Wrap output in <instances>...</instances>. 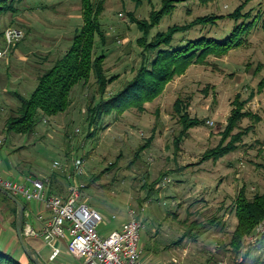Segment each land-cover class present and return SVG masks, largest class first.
I'll use <instances>...</instances> for the list:
<instances>
[{
	"label": "rangeland",
	"instance_id": "374dc122",
	"mask_svg": "<svg viewBox=\"0 0 264 264\" xmlns=\"http://www.w3.org/2000/svg\"><path fill=\"white\" fill-rule=\"evenodd\" d=\"M244 2V13L250 11L255 16L261 12L264 16V0H216L208 4L187 0L177 4L151 29L148 41L173 25H189L210 16L217 17L214 24H196L186 33H177L173 45L200 36L222 41L236 24L243 22V18L236 22L231 14ZM104 8L101 23L107 30L106 41H98L94 54L106 55L104 68L108 77H115L105 94L111 97L134 77L143 61L142 47L137 43L142 34L135 20L148 19L152 9L160 8V0H104ZM17 10L15 14L0 16V45L6 28L23 33L8 58L0 60L1 64L6 59L8 62L4 64L7 72L0 75L1 177L19 182L28 177L40 178L50 174L54 160L83 157V183L87 185L96 178L85 188L84 200L106 219L99 231L106 234L118 229L131 217L129 210H133V216L141 217L145 224L141 243L148 244L150 250L144 256L153 255L146 264H163L172 256L183 254L189 264H237L240 253L234 255L228 246L235 217L225 215L223 226L209 222L219 208L221 213L228 211L243 186L249 196L264 190V173L257 167L264 157L257 145L260 142L264 148V96L256 91L264 77L263 71H256L260 64L264 65L261 22L244 35L242 46L220 58L208 57V64H191L159 96L146 103L144 110L132 107L123 114L104 116L97 129L91 128V137L86 136L85 130L87 108L99 98L93 78L86 86L75 88L67 113L51 121L43 118L35 133L27 136L4 132V115L18 105L14 92L28 96L36 86L35 78L67 49L75 29L82 25L81 4L80 0H24L17 4ZM25 72L29 74L28 85L22 87L14 79ZM251 93L254 97L246 103L245 110L260 116L261 121L244 119L242 129L250 126L251 130L238 148L218 160L201 163L204 152L219 143L237 94L245 99ZM177 100L189 105L190 117L203 122L189 130L179 152L174 154L173 140L181 129L174 107ZM151 136V145L134 161L136 150ZM162 172L166 175L161 182L169 181L160 184L159 199L142 202L146 208L140 214L139 200L146 193L142 186L156 180ZM60 179L57 184L62 193L65 183ZM10 209L9 204L0 202V224L6 223L4 214L13 217ZM168 211L175 218L167 216ZM193 222L201 226L194 230L193 237L185 238L181 245H172ZM256 246L243 255L241 264H264V250H254ZM37 247L40 256L48 258L49 248ZM17 252L22 254L20 249ZM66 255L64 250L55 263Z\"/></svg>",
	"mask_w": 264,
	"mask_h": 264
},
{
	"label": "trees",
	"instance_id": "16d2710c",
	"mask_svg": "<svg viewBox=\"0 0 264 264\" xmlns=\"http://www.w3.org/2000/svg\"><path fill=\"white\" fill-rule=\"evenodd\" d=\"M23 1L0 0V16L17 13V4ZM135 1L139 3L140 0ZM184 1L187 0H160V8L152 9L148 19L135 20L142 34L137 39V43L142 47V64L122 90L111 97H105L107 87L114 81L115 77H108L104 68L106 55L102 52L98 55L94 54L98 41L101 44H105L106 41L107 30L101 23V16L105 9L104 0L98 2L80 0L82 25L75 29L70 44L64 53L37 76L36 86L28 96L14 92L13 95L18 101V105L5 113L4 132L10 135H32L43 118H48L51 121L67 113L71 108L72 94L75 88L80 85L86 86L93 78L99 98L97 100L93 99L87 108L85 130L87 131L86 136L91 137V135H94V128L97 129L100 126L104 116L111 113L123 114L126 109L132 107H136L141 111L144 110L146 103L159 96L167 84L176 76L184 74L191 64H208V57L220 58L231 50L242 46L244 35L247 36L257 22H261L264 33V16L261 12L255 16H251L250 11L244 13L243 9L246 5L244 2L231 14L236 22L241 18H243V22L236 24L222 41L200 36L173 45L177 33H186L196 24L212 25L217 19L215 16L198 18L189 25H173L164 32L156 33L148 41L151 29L159 25L165 16L171 14L177 4ZM198 1L202 4H208L216 0ZM130 18L135 19L133 16H130ZM1 37L0 50L5 47L4 32ZM256 71L264 72V65L260 64ZM256 91L264 96V77L258 82ZM253 97L254 95L251 93L247 98L242 99L237 94L232 102L233 107L227 118L226 126L221 132L219 143L204 152L200 159L201 163L211 159L218 160L238 148L243 137L251 130L250 126L242 129L241 123L244 119L249 118L255 123L261 121L260 116L245 110L246 103ZM174 107L181 126L179 133L173 140L174 154H177L180 150L179 145L188 137L189 130L200 126L203 121L199 118L190 117L189 105L181 100H177ZM92 127L94 128L91 129ZM153 140L154 136H151L145 144L136 150L134 161L140 158ZM257 145L260 146L259 152L263 153L262 143L258 142ZM257 167L264 173L263 156L262 162ZM165 175L162 172L156 180L148 181L142 186L146 193L145 198L139 200L140 207L143 204L142 202L146 200L151 202L154 197L159 199L158 189H160L161 181ZM57 181L58 175L52 174L51 191L56 192L62 189H59L60 186H58ZM95 181L96 178L90 179L86 188ZM0 201L11 206L10 210L15 218L16 205L2 193H0ZM23 204L25 205L24 202ZM227 209V212L221 213L222 209L219 208L216 216H213L209 223L223 226L225 215L232 214L235 217L236 223L231 231L228 246L230 252L237 255L240 253L246 239L256 234L257 227L264 222V190L262 192L257 191L249 196L243 186ZM167 216L175 218V214L171 211L167 212ZM12 225L15 228V219ZM198 227L201 226L196 222L187 226L184 232L175 241H172V245H181L180 243L185 238H192L194 230ZM25 239L29 243L28 238L25 237ZM17 243L23 252L18 240ZM260 249L264 250V232L259 236L257 246L254 248V250ZM0 264H33V262L27 257V262L23 263L12 252L0 248Z\"/></svg>",
	"mask_w": 264,
	"mask_h": 264
},
{
	"label": "built area",
	"instance_id": "2783aa9c",
	"mask_svg": "<svg viewBox=\"0 0 264 264\" xmlns=\"http://www.w3.org/2000/svg\"><path fill=\"white\" fill-rule=\"evenodd\" d=\"M23 38L21 30L8 27L4 31L5 47L0 50V60L6 58ZM212 123V122H211ZM58 174L65 183V192L51 191V175ZM86 175L83 157L71 161L54 160L50 174L40 178H26L23 182L0 176V188L8 191L25 203L23 235L41 239L49 248L48 260L54 262L65 252L82 264H144L140 245L141 232L145 229L143 219L133 216L119 230L103 235L98 227L106 219L84 200ZM169 181L165 179L162 183ZM30 203H35L34 208ZM146 205L141 206L143 214ZM264 232V222L256 234L248 237L240 251L237 264L250 247L258 243ZM163 264H189L185 254L172 256Z\"/></svg>",
	"mask_w": 264,
	"mask_h": 264
},
{
	"label": "crops",
	"instance_id": "0c3cea01",
	"mask_svg": "<svg viewBox=\"0 0 264 264\" xmlns=\"http://www.w3.org/2000/svg\"><path fill=\"white\" fill-rule=\"evenodd\" d=\"M8 58V57H7ZM21 60H26V58H22ZM6 60H4V63L1 64L0 62V75H2L3 73H6V69L4 68V64H7L8 62H6ZM6 71V72H5ZM29 76V74L27 72H25L24 74H20L18 76H16V78L14 79V81H17V83H20L22 84V87H25L26 85H28L27 83V77ZM36 79L37 77L35 78L34 80V83L36 82ZM15 92H18V91H15ZM19 93V92H18ZM1 149V147H0ZM3 171H1V165H0V174L2 173ZM58 175V174H57ZM1 176V175H0ZM4 178V177H3ZM60 178H62L60 175H58V180H61ZM57 183H59L57 181ZM1 202V201H0ZM173 202H175V199L173 200ZM3 203V202H2ZM30 206L32 208H34L35 206V203H30ZM140 208V207H139ZM146 208V207H145ZM11 211V210H10ZM12 213V212H11ZM13 215V214H12ZM11 215V216H12ZM5 220H6V223L3 225V224H0V248L3 249V250H11V252L16 255L21 262L23 263H26L27 262V256L24 254V252H22V254H19L17 251L19 248V245L17 243V237L15 236L16 234H14L13 230L15 231V228L13 227L12 223L14 221V216L11 218L10 216H6V214H4V217H3ZM130 219V218H129ZM128 219V220H129ZM127 220V221H128ZM126 221V222H127ZM2 222V221H1ZM124 222V223H126ZM123 223V224H124ZM236 223V222H235ZM122 224V225H123ZM122 225L118 228V229H115V230H119L121 229ZM13 228V229H12ZM16 233V232H15ZM102 234L104 235H107L109 233H104L103 231H101ZM31 242H29V246L34 250L36 251L39 256H40V248L37 247V245H40V246H44L45 247V244L44 242L41 240V239H34V238H30ZM140 245H141V248H142V252H143V262L144 264H146V262H148V260H151L153 255L151 254L150 256H144L145 254V251L148 249L150 250V248L148 247V244H143L141 243V240H140ZM150 246V245H149ZM64 251V250H63ZM67 254V253H66ZM68 257V259L66 258ZM65 259H61V262L60 263H55V261L53 263H50V261L48 260V258H43L40 256L41 260L45 263V264H77L78 262H81L80 259H77V258H74L70 255H66ZM78 261V262H77Z\"/></svg>",
	"mask_w": 264,
	"mask_h": 264
},
{
	"label": "water",
	"instance_id": "95a60500",
	"mask_svg": "<svg viewBox=\"0 0 264 264\" xmlns=\"http://www.w3.org/2000/svg\"><path fill=\"white\" fill-rule=\"evenodd\" d=\"M0 193L8 197L16 205V217H15V232L17 240L25 253V255L33 262V264H45L39 254L34 251L26 241L23 235V221H24V204L21 200L13 196L8 191L0 188Z\"/></svg>",
	"mask_w": 264,
	"mask_h": 264
}]
</instances>
